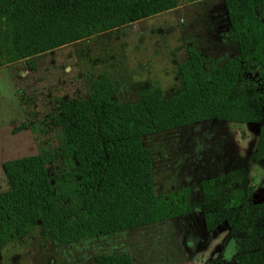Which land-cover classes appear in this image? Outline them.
I'll return each mask as SVG.
<instances>
[{
	"label": "trees",
	"instance_id": "16d2710c",
	"mask_svg": "<svg viewBox=\"0 0 264 264\" xmlns=\"http://www.w3.org/2000/svg\"><path fill=\"white\" fill-rule=\"evenodd\" d=\"M178 1L0 0V66L172 9ZM222 3L237 57L208 58L188 46L172 93L150 85L126 103L114 99L103 73L87 98L57 105L62 144L56 154L66 166L50 176L47 163L55 155L41 149L2 161L9 188L0 192V249L36 224L60 245L188 213L187 187L155 194L150 150L141 142L146 134L207 119L260 123L251 157L264 166V83L242 84L251 64L264 65V0ZM244 181L242 167L201 180L198 208L206 231L227 226L236 245L232 264H264V202L251 200ZM91 264L134 263L119 251L95 254Z\"/></svg>",
	"mask_w": 264,
	"mask_h": 264
},
{
	"label": "rangeland",
	"instance_id": "374dc122",
	"mask_svg": "<svg viewBox=\"0 0 264 264\" xmlns=\"http://www.w3.org/2000/svg\"><path fill=\"white\" fill-rule=\"evenodd\" d=\"M260 14L264 23V6ZM228 29L222 0H179L172 9L0 66V192L9 188L1 169L6 159L41 149L55 155L47 163L50 176L66 166L56 154L60 101L87 98L103 73L119 102L136 101L150 85L168 95L179 86L177 64L186 47L213 59L237 57ZM251 83L261 88L264 65L243 73L242 84ZM20 122L25 127L12 132ZM259 125L207 119L143 135L155 194L187 187L188 213L60 245L36 224L0 249V264H91L95 254L119 251L134 264H232L236 245L227 226L204 229L199 182L242 167L251 200L264 202V166L251 157Z\"/></svg>",
	"mask_w": 264,
	"mask_h": 264
},
{
	"label": "crops",
	"instance_id": "0c3cea01",
	"mask_svg": "<svg viewBox=\"0 0 264 264\" xmlns=\"http://www.w3.org/2000/svg\"><path fill=\"white\" fill-rule=\"evenodd\" d=\"M220 226V225H219Z\"/></svg>",
	"mask_w": 264,
	"mask_h": 264
}]
</instances>
